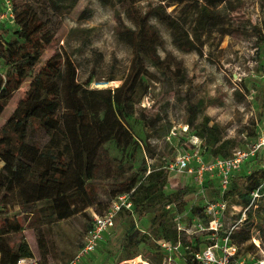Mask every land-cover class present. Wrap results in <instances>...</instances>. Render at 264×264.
<instances>
[{
    "label": "rangeland",
    "instance_id": "rangeland-1",
    "mask_svg": "<svg viewBox=\"0 0 264 264\" xmlns=\"http://www.w3.org/2000/svg\"><path fill=\"white\" fill-rule=\"evenodd\" d=\"M15 3L17 8L29 5L54 38L52 48L44 52L45 57L55 52L66 54L75 68L76 82L88 91H102L97 99L104 101L107 91L118 88L135 70V65L145 74L139 83L140 89L137 87L138 95L144 91L145 94L127 115V128L141 144L105 140L94 157L95 192L89 197L72 198L73 215L56 221L52 211L41 203L33 215L21 218L23 231L9 236L12 243L24 241L40 264L71 262L82 247L94 216L101 215L119 194V183L140 172L143 164L163 168L173 162L181 149L190 147L192 138L197 137V127L204 120H209V126H217L222 141L228 142L219 152L222 155L242 148L264 123V0H241L235 4L236 11L230 14L221 10L216 25L210 33L202 34L196 43L197 50L192 52L181 51V33H173L154 14L158 0H112L107 4L99 0H16ZM172 9L166 11L168 20L176 19L192 41L195 11L180 8L169 14ZM125 28L131 31L130 44L123 36ZM87 81L89 84L84 85ZM27 87L25 82L12 95L0 117V128ZM197 102L201 103V112L197 113L193 126L185 131L187 108ZM87 111L90 115L86 124L90 128L95 115L101 119L103 111ZM95 137L92 132L90 143L95 142ZM33 140L48 146L49 140L65 139L60 133L47 135L40 131ZM263 171L264 161L246 164L235 178L237 190L243 192L249 183L248 177H259ZM71 172L72 168L67 173L68 182H72ZM168 181L176 185L175 190L184 185V178L174 174H168ZM17 201H21L19 197ZM231 202L236 203V197ZM12 207L18 211L15 202ZM151 219L148 216L138 221L133 217L137 231L135 248L142 252L149 248L147 235ZM255 220L259 234L237 237L245 260L260 256L253 249L252 237H256L264 253V198ZM124 221V216L119 217L105 242L79 264H115L126 238V228L121 227ZM146 258L151 264H157L150 255ZM133 259L146 261L142 256Z\"/></svg>",
    "mask_w": 264,
    "mask_h": 264
},
{
    "label": "trees",
    "instance_id": "trees-1",
    "mask_svg": "<svg viewBox=\"0 0 264 264\" xmlns=\"http://www.w3.org/2000/svg\"><path fill=\"white\" fill-rule=\"evenodd\" d=\"M99 1L107 4L112 0ZM234 2L239 4L241 0H158L154 14L173 33H181L179 49L192 52L197 50L196 43L200 42L202 34L210 33L211 27L216 25L221 10L228 14L236 11ZM169 8H173L169 14L180 8L188 12L195 11L192 41L176 19L168 20L166 11ZM15 12L14 28L4 30V35L0 36V117L12 95L25 82H28V87L0 128V264H17L21 259L33 258L24 241L12 243L9 239L10 235L23 231V216L33 215L40 209L39 205L44 203L56 221H63L73 215L71 200L74 196L89 197L95 192L92 178L94 157L101 143L114 139L141 144L127 128V115L132 113L133 105L145 94V91L137 94V87L139 90V83H142L145 74L135 65V70L118 88L107 91L108 96L104 101L97 99L102 91H88L76 82L75 68L66 54L55 52L45 57L44 52L52 48L54 38L49 35L45 24L32 8L27 4L17 8L15 3ZM123 36L130 44L131 31L125 28ZM88 84L89 81L84 83ZM88 109L103 111L101 119L98 114L95 115L96 119L90 128L86 124L90 115ZM201 109L200 102L187 108V128L193 126ZM141 120L145 121L144 118ZM40 131L47 135L60 133L65 140H49L48 146H42L33 140ZM92 132H95L96 137L95 142L90 143ZM196 135L203 141L202 154L206 161L231 155L219 153L228 142L222 141L217 126H209V120H204L197 127ZM256 137L257 133L248 141ZM71 168L72 182H68L67 173ZM146 170L149 173L143 176ZM139 171L124 178L119 183V194L113 197L134 190L131 195L132 212L119 215L125 218L121 227L126 228V238L120 248L122 254L115 264L137 256L150 262L146 258L149 255L160 264L164 253L158 251L154 241L175 240L171 216L165 206L175 204L182 211L192 199L193 188H178L172 192L168 190V173L164 167L154 168L146 163ZM141 172L143 174L139 176ZM236 176L231 180L228 194H236L238 199L236 203L230 200V204L244 206L248 202V191L257 188L264 180V171L259 177H248L249 183L243 192L237 190ZM206 185L214 187L211 181H207ZM261 194L264 198V188ZM210 195L216 197L212 190ZM18 197L20 202L17 201ZM14 202L18 211L12 207ZM259 209L260 203L255 211L248 214L246 222L232 238V243L238 248V257H241L242 250L237 237L239 234L248 236L258 232L255 215ZM196 210L199 209L192 212ZM134 216L138 221L152 216L147 235L149 248L144 252L135 248L137 231L133 223ZM90 227L91 223L87 230Z\"/></svg>",
    "mask_w": 264,
    "mask_h": 264
},
{
    "label": "built area",
    "instance_id": "built-area-1",
    "mask_svg": "<svg viewBox=\"0 0 264 264\" xmlns=\"http://www.w3.org/2000/svg\"><path fill=\"white\" fill-rule=\"evenodd\" d=\"M16 12L14 0H0V31L13 29ZM187 126L185 127V131ZM188 149H181L173 162L164 167L168 174L184 178L182 188H193L192 199L184 210L179 211L175 204H168L165 210L171 216L175 240H155L158 251L164 253L160 264H264V253L260 251L258 240L252 237V243L260 252L258 258L245 260L238 257V248L232 243L234 234L243 226L248 214L255 211L262 198L261 189L264 180L255 189L248 191L246 205L230 204L236 194H228L231 180L239 174L246 164L253 165L264 161V123L259 127L257 137L246 141L242 148H235L227 158L216 157L206 161L202 154V141L193 137ZM149 171L147 172V174ZM214 183V187L207 184ZM186 183V185H185ZM169 191L176 185L171 184ZM214 191L215 198L210 192ZM134 190L116 196L100 216H94L87 230L84 242L71 262L79 264L82 259L91 256L114 228L120 213L132 212L131 195ZM194 209L195 213L192 212ZM258 232H255V235ZM140 259V256H139ZM127 261L124 264L135 261ZM17 264H40L36 259H21ZM145 264H151L148 260Z\"/></svg>",
    "mask_w": 264,
    "mask_h": 264
},
{
    "label": "bare ground",
    "instance_id": "bare-ground-1",
    "mask_svg": "<svg viewBox=\"0 0 264 264\" xmlns=\"http://www.w3.org/2000/svg\"><path fill=\"white\" fill-rule=\"evenodd\" d=\"M134 262V264H145V263H142L141 261H139L138 259H136L135 261H132L131 263H133Z\"/></svg>",
    "mask_w": 264,
    "mask_h": 264
}]
</instances>
